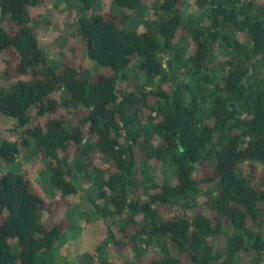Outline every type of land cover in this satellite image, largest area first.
Masks as SVG:
<instances>
[{"label":"trees","instance_id":"1","mask_svg":"<svg viewBox=\"0 0 264 264\" xmlns=\"http://www.w3.org/2000/svg\"><path fill=\"white\" fill-rule=\"evenodd\" d=\"M78 1L82 49L52 65L31 10L70 1L0 0V116L20 135L0 132V264H71L56 246L80 235L72 214L47 224L58 204L22 153L114 220L125 264H264V0Z\"/></svg>","mask_w":264,"mask_h":264},{"label":"rangeland","instance_id":"2","mask_svg":"<svg viewBox=\"0 0 264 264\" xmlns=\"http://www.w3.org/2000/svg\"><path fill=\"white\" fill-rule=\"evenodd\" d=\"M73 6V11H68L65 4H51L47 7H39L31 10L32 18L40 17V26L38 28V37L42 48L46 51L50 63L58 65L67 60V55L71 59V49L69 47H78L82 49L80 41L71 37L65 38L64 31L76 30L77 25L73 19L79 7L78 0H68ZM189 5L194 3V0H187ZM76 9V10H75ZM69 21V25L65 24ZM65 53L63 55H60ZM80 58V60H79ZM78 61L87 68H92L94 63L78 54ZM8 57L6 54L0 55V88L10 86L16 82L14 79H8L5 75L6 62ZM56 99L61 98V92L56 93ZM64 114L63 112L60 113ZM59 115V114H58ZM74 122L76 121L73 119ZM16 122L13 119H4L0 116V132L4 139L20 142L19 132L16 131ZM73 151V150H72ZM18 167L34 184L37 191L45 199L47 203L58 204L53 212V220L48 221L49 224L58 222L66 214H72L74 219L79 224L80 235L75 240L57 243V255L59 258L66 257L71 264H82L81 256L93 249L99 248L103 253L94 254V264H100V257L107 259L115 264H125L129 260H133V253L130 250H121L119 253L115 248H112L107 243L108 232L111 231L119 238L117 226L113 219L100 218L95 215L91 209L87 199L79 194L63 198L60 194L52 195V191L48 186H44V180L40 176L42 163L38 158H29L28 154L22 153L18 160ZM3 161H0V170L6 169ZM48 185H50L48 183ZM140 219V218H139Z\"/></svg>","mask_w":264,"mask_h":264}]
</instances>
